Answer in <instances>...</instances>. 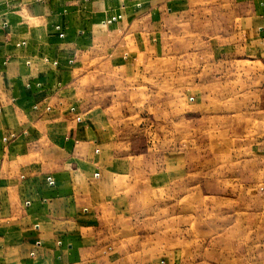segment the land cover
I'll return each mask as SVG.
<instances>
[{
  "label": "rangeland",
  "instance_id": "rangeland-1",
  "mask_svg": "<svg viewBox=\"0 0 264 264\" xmlns=\"http://www.w3.org/2000/svg\"><path fill=\"white\" fill-rule=\"evenodd\" d=\"M234 1L166 0L158 53L75 71L134 160L130 218L100 238L111 264H264V75Z\"/></svg>",
  "mask_w": 264,
  "mask_h": 264
},
{
  "label": "crops",
  "instance_id": "crops-1",
  "mask_svg": "<svg viewBox=\"0 0 264 264\" xmlns=\"http://www.w3.org/2000/svg\"><path fill=\"white\" fill-rule=\"evenodd\" d=\"M165 3L0 0V264H111L100 238L130 218L134 160L75 71L102 57L128 73L145 49L158 53ZM231 3L242 54L264 75V0Z\"/></svg>",
  "mask_w": 264,
  "mask_h": 264
}]
</instances>
